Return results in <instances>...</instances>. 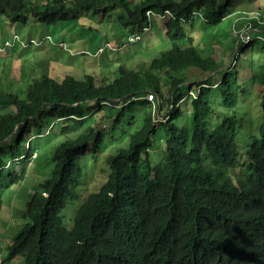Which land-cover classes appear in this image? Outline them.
<instances>
[{"label": "trees", "instance_id": "16d2710c", "mask_svg": "<svg viewBox=\"0 0 264 264\" xmlns=\"http://www.w3.org/2000/svg\"><path fill=\"white\" fill-rule=\"evenodd\" d=\"M234 1L0 0V14L16 24L32 18L56 24L79 11H93L104 17L116 13V25L130 31L135 42L150 33L147 27H155L154 19L164 28L160 52L140 67L119 63L112 81L44 75L28 81L23 96H0V106L13 108L0 114V211L2 195L27 174L23 165L18 171L15 159L25 155L31 160V141L69 135L52 154L51 177L26 203V221L12 238L8 259L21 256L26 264H264V94L262 123L246 160L236 150L239 91L250 67L264 89V15L235 33V63L222 76V57L202 56L194 34L185 28L197 16L208 25L219 24L232 13ZM245 31L252 32V42L241 39ZM248 48L254 49L250 59L243 56ZM190 67L206 74L205 79L189 80L185 71ZM149 92L154 99L147 97ZM186 99H192L190 120H183ZM166 102L172 107L159 125L165 146L157 150L154 136L160 127L152 106ZM140 104L150 111L132 132L141 116L134 108ZM97 112L99 119L113 117L115 128L122 126L128 144L108 155L105 183L78 204L68 227L61 213L69 201L79 199L81 158L107 148L101 129L92 126ZM63 120L71 122L60 125ZM240 165L238 173L223 170Z\"/></svg>", "mask_w": 264, "mask_h": 264}, {"label": "rangeland", "instance_id": "374dc122", "mask_svg": "<svg viewBox=\"0 0 264 264\" xmlns=\"http://www.w3.org/2000/svg\"><path fill=\"white\" fill-rule=\"evenodd\" d=\"M131 1L134 4L137 2V0ZM231 11L232 13L217 25L203 23L199 16L195 18L193 24L185 25V28L194 34L195 44L199 47L202 56L211 55L219 61L222 57L220 76L224 73V68L234 62L233 57L237 49V42L235 43L237 34L234 29L237 33L241 28L245 29L251 26L250 19L263 17L264 0H235ZM117 20L116 13L104 17L93 13V11H79L77 17L56 24H41L33 18L26 24H16L8 16L0 14V96L6 98L8 93L23 96L27 92L28 81L31 82L32 78H41L44 75H50L57 80L62 79L65 74L84 79L86 75H93L98 84L102 83L104 78L109 82L114 79L119 63L125 62L127 66L140 67L160 52L164 42V28L159 21L154 19L155 27H149L147 31L150 33L146 34L141 41L135 42V37L128 36L130 31L122 25H116ZM235 21L236 25H234ZM244 23H247L246 26ZM243 35L241 38H246V43L253 41L248 42L250 40L248 35L251 37L250 32H244ZM126 41L130 43L124 48L120 46ZM262 43L259 42L254 46H260ZM253 50L248 48L243 56L250 59L254 53ZM260 52L261 62H264V50L261 48ZM222 53L223 55H221ZM251 70H253L252 67L246 71L243 80L245 84L240 91L238 90L239 128L236 150L240 160H246L253 135L258 134L262 123L261 101L264 89L259 82V75L254 74ZM185 72L189 80L198 82H202L206 76L199 69L193 67L188 68ZM162 79L164 80L166 77L162 75ZM170 81L165 88L166 95H168L171 86ZM188 82L190 81L184 82L181 86L184 94L188 92ZM193 89H196V84ZM171 107L168 102L164 106H158L156 103L152 106L153 120L157 127L166 121L167 112ZM12 109L11 106H0V114ZM182 109L184 111L183 120H190L193 111L192 99L184 100ZM134 110L140 111L141 116L138 119L137 128H131L132 132L143 125V116L150 111L143 104ZM219 111H223V108H219ZM232 112V110L229 111L231 114ZM101 115L97 112L92 118L95 124L92 126L101 129L107 148L106 151H102L98 155L89 151L81 158L84 171L83 180L77 189L79 199L69 201L61 213L64 223L68 227L71 226L78 204L105 183L110 173L107 162L108 155L114 153L117 148L126 147L128 144V134L123 132L122 126L117 124L115 128L113 117L103 120L99 119ZM69 122L71 120H63L60 125ZM55 128H59V124ZM114 131H117L118 135L114 134ZM162 136L164 134L160 127L154 136V148L157 150L165 146ZM68 137L69 135L65 136L60 133L55 138L48 135L35 137L31 141V147H35L31 160H26L25 155L15 159L18 171H22L23 165L27 174L19 184L14 185L2 195L0 264H26L25 259L21 256L8 259V247L12 243L14 234L26 221L23 214L27 201L30 200L35 190H38L39 183L52 175L54 167L52 154L60 142ZM6 142H10V140L8 139ZM156 156L157 153L153 158ZM159 158L160 154L156 159ZM206 163H209V160ZM241 168L240 165L237 168H223V170L227 173H238Z\"/></svg>", "mask_w": 264, "mask_h": 264}, {"label": "bare ground", "instance_id": "6f19581e", "mask_svg": "<svg viewBox=\"0 0 264 264\" xmlns=\"http://www.w3.org/2000/svg\"><path fill=\"white\" fill-rule=\"evenodd\" d=\"M249 23H250V21H249ZM234 25H236V21L234 22ZM246 26V25H245ZM246 28H249V26L248 27H246ZM144 30V29H143ZM148 30V27L146 28V31ZM234 32L236 33V29H234ZM246 33H248L249 31H245ZM251 33V35H252V32H250ZM241 36H244L243 34L241 35ZM240 36V37H241ZM133 37H135V36H132V38ZM251 38H253V36L252 37H250L249 35H248V39H251ZM242 39V38H241ZM244 40H246V38H244ZM247 41V40H246ZM250 40H248V42H249ZM238 42V41H237ZM108 49V48H107Z\"/></svg>", "mask_w": 264, "mask_h": 264}, {"label": "built area", "instance_id": "2783aa9c", "mask_svg": "<svg viewBox=\"0 0 264 264\" xmlns=\"http://www.w3.org/2000/svg\"><path fill=\"white\" fill-rule=\"evenodd\" d=\"M147 97L149 98V99H154L155 98V96H154V93H148L147 94Z\"/></svg>", "mask_w": 264, "mask_h": 264}, {"label": "clouds", "instance_id": "9594fccd", "mask_svg": "<svg viewBox=\"0 0 264 264\" xmlns=\"http://www.w3.org/2000/svg\"><path fill=\"white\" fill-rule=\"evenodd\" d=\"M149 93H151V92H149Z\"/></svg>", "mask_w": 264, "mask_h": 264}]
</instances>
